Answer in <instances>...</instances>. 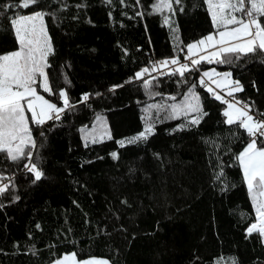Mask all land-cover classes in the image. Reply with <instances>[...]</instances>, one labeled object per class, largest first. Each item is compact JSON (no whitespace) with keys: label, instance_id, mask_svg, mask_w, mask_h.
I'll list each match as a JSON object with an SVG mask.
<instances>
[{"label":"trees","instance_id":"16d2710c","mask_svg":"<svg viewBox=\"0 0 264 264\" xmlns=\"http://www.w3.org/2000/svg\"><path fill=\"white\" fill-rule=\"evenodd\" d=\"M16 2L0 0V8ZM157 2L41 0L28 9L3 8L0 53L18 49L9 23L15 14L51 13L47 72L54 92L67 88L76 106L42 129L33 126L41 180L33 182L25 161L0 154V172L14 184L0 196V264H51L69 252L111 264H264V237L246 232L256 214L236 160L249 137L226 123V105L198 84L209 68L232 72L243 86L235 97L264 120V55L231 65L202 62L183 79L154 71L152 90L163 96L150 97L135 73L151 70L155 60L184 59L187 44L214 31L204 0H181L174 14L156 12ZM193 83L207 113L198 125L176 130L183 119L163 120L146 142L119 145L142 131L147 105L180 102ZM42 93L60 105L59 96ZM83 94L92 95L77 103ZM173 95L176 101L165 99ZM98 115L112 139L86 147L81 129Z\"/></svg>","mask_w":264,"mask_h":264},{"label":"snow or ice","instance_id":"6c2138e0","mask_svg":"<svg viewBox=\"0 0 264 264\" xmlns=\"http://www.w3.org/2000/svg\"><path fill=\"white\" fill-rule=\"evenodd\" d=\"M204 2L210 13L214 31L186 45L185 60L188 62L181 63L179 57L174 56L153 63L151 70L146 67L135 73L133 79L143 81V87L150 97L163 96L162 93L152 90L153 81L156 79L152 76L154 71H159L160 75H178L183 79L185 73L198 70L202 62L231 65L249 54L264 55V23L261 21V18H264V0H204ZM40 4L41 0H17L16 3L5 4L3 8L28 9ZM180 4L181 0H158L154 10L158 13L167 10L174 14L176 9L173 5ZM3 8H0V16L4 14ZM49 15L51 13L44 10H36L31 14H15L9 23L18 41V49L0 53V154L11 162L25 161L22 167L33 175V182L41 180L44 176L41 161L33 159L37 150L33 126L42 129L48 121H59L65 111L76 106L71 102L67 88H60L54 92L47 72L51 67L49 56L54 54L45 20ZM164 24L171 28V20L167 15ZM171 30L173 39H178L177 29ZM161 69L167 71H160ZM198 84L216 100L227 105L223 111L226 123L238 125L249 137L246 146L236 156L256 214L255 222L250 224L246 232L249 236L256 232L264 237V120L253 114L250 105L235 99L234 94L243 91V86L239 80L232 78V72H218L212 68L203 72ZM37 85L49 96H59L60 105L41 95L37 91ZM122 86H113L110 91ZM196 87L197 85L193 83L180 102L147 105L144 109L142 131L119 140V145L125 147L146 142L155 134L156 125L163 120L183 119L184 122L176 130L198 125L207 113L203 112L200 97L195 91ZM217 89L226 91L227 97L232 99H226ZM91 95L83 94L77 103L86 104ZM165 99L176 101L177 97L173 95ZM81 132L86 147L89 144L102 143L105 139H112L103 116L99 115L90 129L82 128ZM44 135V131L39 132V136ZM111 155L118 158L116 152H112ZM221 177L223 172L217 175V179ZM12 180L13 177L0 172V196L10 187H14ZM55 264H108V261L103 258L78 261L76 254L71 253L57 259ZM230 264H236L235 260L233 259Z\"/></svg>","mask_w":264,"mask_h":264},{"label":"rangeland","instance_id":"374dc122","mask_svg":"<svg viewBox=\"0 0 264 264\" xmlns=\"http://www.w3.org/2000/svg\"><path fill=\"white\" fill-rule=\"evenodd\" d=\"M212 68H209V69H207V70H205V71H209V70H211ZM219 72V71H218ZM202 74H203V72L201 73V75L200 76H202ZM213 87H215L214 85H213ZM40 88H39V85H37V91L38 92H40V94L41 95H44L40 90H39ZM217 91L218 92H220V94L221 95H223L226 99H229V100H231L232 98L231 97H227V95H226V91H222V90H220V89H217ZM45 96V95H44ZM45 98L46 99H48L46 96H45ZM235 99L236 100H239V99H237L236 97H235ZM226 107H227V105H226ZM226 107H225V109H226ZM224 109V110H225ZM29 115V119H30V113L28 114ZM90 129V128H89ZM243 150V149H242ZM241 170H242V168H241ZM243 173V172H242ZM245 181V180H244ZM245 184H246V182H245ZM247 186V185H246ZM71 253H73V252H69V253H64L60 258H62L65 254H71ZM90 258H102V257H90ZM86 259H89V258H86ZM86 259H78L77 258V260L78 261H83V260H86ZM104 260H106V261H108V264H111V262L108 260V259H106V258H103Z\"/></svg>","mask_w":264,"mask_h":264},{"label":"built area","instance_id":"2783aa9c","mask_svg":"<svg viewBox=\"0 0 264 264\" xmlns=\"http://www.w3.org/2000/svg\"><path fill=\"white\" fill-rule=\"evenodd\" d=\"M158 61H160V60H155L153 63H156ZM180 61H181V63H187L188 62L187 60H185V58L184 59H181ZM169 67H175V66H169ZM160 71H167V70L166 69H161ZM155 72H159V71H155ZM239 101H242V102H244V103L247 104V102L244 101V100H239Z\"/></svg>","mask_w":264,"mask_h":264},{"label":"crops","instance_id":"0c3cea01","mask_svg":"<svg viewBox=\"0 0 264 264\" xmlns=\"http://www.w3.org/2000/svg\"><path fill=\"white\" fill-rule=\"evenodd\" d=\"M51 264H55V261H54V262H52Z\"/></svg>","mask_w":264,"mask_h":264}]
</instances>
